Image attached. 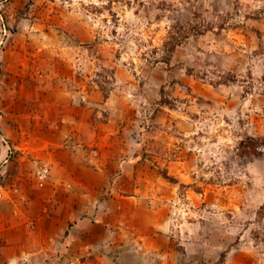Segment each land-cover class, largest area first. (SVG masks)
<instances>
[{"label":"rangeland","instance_id":"1","mask_svg":"<svg viewBox=\"0 0 264 264\" xmlns=\"http://www.w3.org/2000/svg\"><path fill=\"white\" fill-rule=\"evenodd\" d=\"M261 137L264 0H0V264H264Z\"/></svg>","mask_w":264,"mask_h":264},{"label":"trees","instance_id":"2","mask_svg":"<svg viewBox=\"0 0 264 264\" xmlns=\"http://www.w3.org/2000/svg\"><path fill=\"white\" fill-rule=\"evenodd\" d=\"M187 35H188V34L184 35V37L187 36ZM178 41H180V40H177L176 42H174V43L171 45L170 51H171L172 49H174L175 45H177V44L179 43ZM167 62H168V60H167ZM260 139L263 140V145H264V137H261ZM252 149H253L252 151L250 150L251 153H253V154L259 153V152H256V150H255L254 147H253ZM248 152H249V151H248ZM261 210L264 211V203H263L262 206L260 207V211H261Z\"/></svg>","mask_w":264,"mask_h":264}]
</instances>
